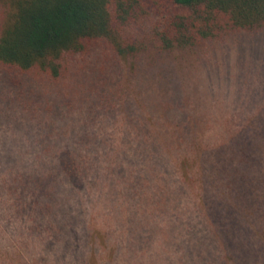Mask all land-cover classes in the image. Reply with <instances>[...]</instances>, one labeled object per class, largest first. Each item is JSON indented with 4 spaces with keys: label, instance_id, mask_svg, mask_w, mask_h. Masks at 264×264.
I'll return each instance as SVG.
<instances>
[{
    "label": "trees",
    "instance_id": "trees-1",
    "mask_svg": "<svg viewBox=\"0 0 264 264\" xmlns=\"http://www.w3.org/2000/svg\"><path fill=\"white\" fill-rule=\"evenodd\" d=\"M242 33L264 0H0V112L33 130L0 140L34 137L13 167L0 141V264H264V39L233 56Z\"/></svg>",
    "mask_w": 264,
    "mask_h": 264
},
{
    "label": "rangeland",
    "instance_id": "rangeland-1",
    "mask_svg": "<svg viewBox=\"0 0 264 264\" xmlns=\"http://www.w3.org/2000/svg\"><path fill=\"white\" fill-rule=\"evenodd\" d=\"M253 38L258 40V41L263 40L264 35L255 36ZM236 39H237V43L234 44L235 47H234V50H232L234 53V54H232L233 56L234 55L236 56L237 53L241 52L243 50L242 47H244V46L247 47L248 45H250L252 43V42L249 43L252 39L248 36L247 33H242L240 35H236ZM255 50L257 52V46H255ZM255 50L249 49L245 55L240 57L239 62L240 63L246 62L248 64L252 63V62H257V58L254 56ZM261 64H262V62H261V59L259 57V66ZM239 85H241V83H239ZM15 92L18 93V90H15ZM7 100H8V98H7ZM256 102H259V100ZM12 104H15V103H6L9 111L5 112L3 110L2 112H0V116L4 117V118H1L0 121L1 122H7L8 121V123L3 126V129L5 132H11L12 131L13 133H18L24 137H28L30 132H33V130L30 127L29 118H28V116H25L24 113L20 110L12 111V107H11ZM32 138L34 139V137L31 136L29 143H25L22 139H15V140L12 139L11 140L10 138H7V139L0 140L2 142V145L4 146V148H3L4 152H6V150H5L6 146L9 147V146L15 145V147H17V149L19 150V153L21 155V159H19L17 162L10 161L6 165H8L9 167L24 165V163H23L24 158L33 155V151H31V145L33 142ZM29 145H30V147H29ZM32 245H33V243L31 241V239H27L26 242L24 243V246L29 250H32L34 248ZM137 263H139V261Z\"/></svg>",
    "mask_w": 264,
    "mask_h": 264
}]
</instances>
